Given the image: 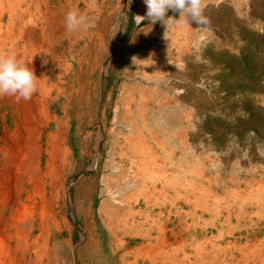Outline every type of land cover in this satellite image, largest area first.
<instances>
[{
    "label": "rangeland",
    "instance_id": "obj_1",
    "mask_svg": "<svg viewBox=\"0 0 264 264\" xmlns=\"http://www.w3.org/2000/svg\"><path fill=\"white\" fill-rule=\"evenodd\" d=\"M114 1L119 3L118 9L109 15L102 40L88 57L86 84L67 114V148L73 154L74 172L63 171L54 181L49 175L44 179L49 184H63L68 193L59 190L55 200L68 226L57 225L60 229L56 238L72 242L66 264L111 262L105 233L94 237L85 225L91 222L100 229L104 219L100 209L109 206L114 196L111 193L118 189L112 179L128 167V161L120 164L118 156H130L127 147L120 145L130 124L139 131L147 129H143L147 146L154 147L158 142L166 147L162 153L154 147L164 163L166 154H170L184 167L197 166L198 173L203 171L202 181L197 180L196 185L211 188L221 197V203H252L245 207L244 215L232 212L231 228L236 230V237H240L239 231L264 228V207H252L264 203V0H203V14L210 21L206 28L195 22L188 24L184 18L177 23L174 20H179L180 13L174 10L165 15V19L174 20L152 24L146 18L139 25L135 17H146L147 11L143 0ZM7 11L4 6L1 45L6 38ZM62 38L61 44L67 48V38ZM18 44L19 58H31L36 48ZM47 44L55 45L52 39ZM38 93L37 85L27 101L0 97V211L8 206L4 221L11 216L12 203L39 201L29 179L12 165L11 158L26 151V126L32 120L41 131L37 145L44 169L47 138L54 132V124L48 121L59 119L61 114L51 109L47 121V115L36 113ZM101 131L104 137L98 141ZM132 137L133 144L136 138ZM165 168L168 179L177 175L176 165ZM169 187L156 196V202L164 203L161 211L142 205L138 211L159 224L175 218L190 223L188 208L180 206L178 193ZM205 218L199 221H207ZM212 234L216 235L215 231ZM236 262L228 257L226 264Z\"/></svg>",
    "mask_w": 264,
    "mask_h": 264
},
{
    "label": "bare ground",
    "instance_id": "obj_2",
    "mask_svg": "<svg viewBox=\"0 0 264 264\" xmlns=\"http://www.w3.org/2000/svg\"><path fill=\"white\" fill-rule=\"evenodd\" d=\"M118 4L114 0H0V31L4 6L9 13L5 27L6 38L3 44H0V57L15 54L39 79L37 81L39 93L34 100L36 113L47 115V121L49 110L53 109L54 114H61L59 119L53 117L48 121L54 124V132L47 138L44 169L41 166L40 148L37 145L41 131L32 120V123L28 122L26 126L28 131L25 138L28 142L26 151L19 156L11 157L12 165H17L22 175L29 179L39 201L12 203L9 207L11 216L5 221L2 220V216L8 206L0 211V264L68 262L66 256L71 250L72 242H63L56 238L60 229L57 225H64L65 229L68 226L55 203L59 190L63 191L64 195L68 193L63 184H49L44 179L49 175L54 181L58 177L57 174L63 171L74 172L71 164L73 154L67 148L70 130L67 114L71 110L70 105L77 102L86 84L84 77L89 74L88 57L101 42L109 21L108 17L114 10L117 11ZM71 10L84 15L88 27L82 26L75 32L67 31L65 16ZM62 36L67 38V48H63L61 44ZM49 39H52L55 45L49 46L47 44ZM19 42L36 48L31 58H19ZM24 114L32 116L29 111H25ZM135 126L130 124L128 134L122 137L120 145L127 147L130 156L121 153L118 159L120 164L128 161V167L124 173L121 171L123 173L121 176L117 175L112 179L115 181L113 185L118 184V189L111 193V196H114L110 197L109 206L100 209V215L104 217L100 221V229H96L95 224L91 222L85 225L89 235L94 233V237L100 238L105 233L107 247L111 252L110 263L226 264L229 257V261H237V264H264V228L257 229V232L239 231L240 237H236L235 229L231 228L232 212L244 215L245 207L252 203L235 201L221 203V197L216 192L212 193L211 188L196 185L197 180L202 181L203 171L202 174L198 173L197 166L194 168L191 166V169L189 166L184 167L179 159L176 162L170 154V156L166 154L167 161L164 163L160 155L154 152V147L159 148L161 153L166 147L155 142L153 137L152 140L156 144L154 147L147 146L146 143L149 141L143 133V129L146 128L139 131ZM132 136L136 138L133 144ZM103 137L101 131L96 139L101 141ZM175 165L177 175L168 179L169 176L163 169L165 166ZM167 186H170L169 189L174 194L178 193L180 206L188 208L189 214L186 215L192 217L190 223L175 218L172 222L170 220L159 224L147 214L141 216V212L138 211L141 205L149 209L153 206L159 211L162 210L164 203L156 202L158 199L156 196L163 193ZM149 200H155V203H149ZM254 204L252 207L256 209L264 207V203ZM205 217L208 218L207 221H199ZM147 224H150V230ZM151 230H154V233H151ZM208 230L215 231L216 235L209 233ZM37 232L39 234L36 235ZM228 239L233 241H227ZM82 240H85L84 234ZM97 243L100 245L98 240Z\"/></svg>",
    "mask_w": 264,
    "mask_h": 264
},
{
    "label": "clouds",
    "instance_id": "obj_3",
    "mask_svg": "<svg viewBox=\"0 0 264 264\" xmlns=\"http://www.w3.org/2000/svg\"><path fill=\"white\" fill-rule=\"evenodd\" d=\"M146 5V17L136 16L135 22L139 25L144 19L152 24L164 22L166 12L174 10L180 13L177 23L184 18L185 22H195L199 26L207 27L210 23L203 14V0H143ZM66 30L75 32L83 27H88L87 18L76 10L69 11L65 16ZM166 38V33H165ZM37 79L31 68L25 66L15 54L0 57V97H15L20 100H30L37 91Z\"/></svg>",
    "mask_w": 264,
    "mask_h": 264
}]
</instances>
